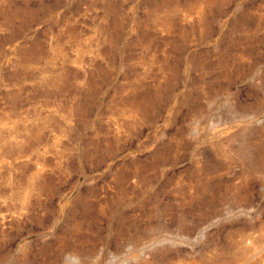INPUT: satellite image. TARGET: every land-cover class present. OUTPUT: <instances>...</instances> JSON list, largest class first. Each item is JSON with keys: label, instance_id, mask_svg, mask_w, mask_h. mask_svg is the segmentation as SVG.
<instances>
[{"label": "rangeland", "instance_id": "rangeland-1", "mask_svg": "<svg viewBox=\"0 0 264 264\" xmlns=\"http://www.w3.org/2000/svg\"><path fill=\"white\" fill-rule=\"evenodd\" d=\"M0 264H264V0H0Z\"/></svg>", "mask_w": 264, "mask_h": 264}]
</instances>
